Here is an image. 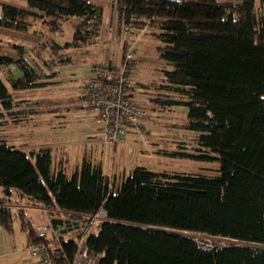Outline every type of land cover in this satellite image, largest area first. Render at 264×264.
I'll use <instances>...</instances> for the list:
<instances>
[{"label": "trees", "instance_id": "obj_1", "mask_svg": "<svg viewBox=\"0 0 264 264\" xmlns=\"http://www.w3.org/2000/svg\"><path fill=\"white\" fill-rule=\"evenodd\" d=\"M24 1L0 3V27L28 33L40 20L38 48L56 58L39 59L17 42L16 52L0 53V225L12 230L19 217L30 244L45 242L57 264H72L74 237L39 234L13 213L9 202L28 197L49 216L77 220L104 209L88 237L99 264H264V0L114 1L121 34L144 29L159 42L160 79L137 81L144 108L187 107L196 147L172 155L219 163L216 175L135 165L120 181L92 156L70 173L51 147L27 150L8 139L7 124L36 111L17 93L51 84L54 66L71 60L67 49L97 44L104 24V6L92 0ZM67 21L73 37L60 40ZM197 233L230 241L206 246Z\"/></svg>", "mask_w": 264, "mask_h": 264}, {"label": "rangeland", "instance_id": "obj_2", "mask_svg": "<svg viewBox=\"0 0 264 264\" xmlns=\"http://www.w3.org/2000/svg\"><path fill=\"white\" fill-rule=\"evenodd\" d=\"M114 1L104 0L106 19L103 26L104 33L102 40H104L103 42L106 45L108 43V45L105 47L99 46L101 49L98 48V52L103 51L105 55L104 63H111L113 61L112 63L120 64L122 61L121 53L123 56L128 46L122 49L124 38H121V33L118 30L117 13L113 8ZM2 2H14L19 5L25 4L24 0H0V3ZM111 29L113 30V35L110 38ZM6 30L0 27V53L8 48H12L10 47L12 41L18 40L25 41L29 45L28 47L32 48L33 54L39 57V59H42V55L44 56V60L48 59L51 62L55 60L52 59L56 57L50 50L43 51L39 49L43 36L41 32L45 30L40 20H34L33 29L28 33L12 29ZM129 33L127 37H129L131 42L130 46L136 47V44H138L139 49H141L140 54H143V57L139 59L137 57L138 63L134 70L137 76L135 75V77L146 83L160 79L161 74L158 68L161 67L163 62L157 61L155 58L158 57L155 52V46L158 43L157 39L144 31V29H132ZM3 34L12 40L4 39ZM56 34L60 40L71 39L73 37L72 24L68 21L65 22ZM109 39H112L111 42H109ZM149 45H151V48ZM152 45L155 46L152 47ZM67 50L73 52L75 49L71 48ZM71 87L68 83L52 82L33 90H22L20 91L22 93H17L18 97H25V100L31 102L33 110L36 111L34 114H31L27 121H22L18 124L9 122L7 124L5 131L9 134L7 137L11 143L23 144L25 146L23 148L27 150L39 147H51L55 160L57 162L60 160L64 161L70 173L76 169L85 155L92 156L97 160H101L104 171L111 175L116 174L119 181L127 173V170H131L138 163L148 168L171 172L184 171L207 175H216L218 173L219 163L216 161H201L172 155V152L193 151L196 147L195 133L185 128L187 107L177 106L171 110H155L151 109V107H146L147 116L143 120L144 132L131 131L121 143L112 145L103 140L102 131L101 129L99 130V124L93 112L91 113L94 119L90 125L87 121L85 122L83 116L79 117L76 112H72L73 109H77V105L74 103L76 101L74 98L76 96L75 89ZM138 93L143 94L140 91ZM139 97L142 103L149 106V102L143 95ZM88 125L91 131L84 133L80 128ZM94 133L102 135V143L105 147H101L99 141H95ZM86 139H89V143L86 142L85 144L83 141ZM105 150L107 153H105ZM27 200L28 197L18 199L17 196L9 203L12 205L14 212L17 213L22 211L18 205L22 204V202H28ZM30 205L37 208L33 209L34 212L30 213V216L38 226L45 225L44 227L49 228L51 225L49 219L52 217L68 218L61 215L55 216L56 214L49 216L50 208L39 204L36 205L32 202ZM71 219L76 220L74 218ZM82 219L86 220V216L77 220L80 221ZM102 219L103 215H101L99 220ZM19 226L17 224L13 232L16 237L24 238V232L20 230ZM52 228L54 227L52 226ZM52 228L48 231L49 234L52 232ZM79 231L80 229L78 230L77 228V230L71 231L69 236H74ZM196 237L206 246L230 241L203 233H197Z\"/></svg>", "mask_w": 264, "mask_h": 264}, {"label": "built area", "instance_id": "obj_3", "mask_svg": "<svg viewBox=\"0 0 264 264\" xmlns=\"http://www.w3.org/2000/svg\"><path fill=\"white\" fill-rule=\"evenodd\" d=\"M136 55V47L130 46L120 64L96 63L85 86L87 102L97 118L103 140L112 145L121 143L131 131L142 133L145 130L143 120L147 110L136 95ZM101 215L103 219L99 220ZM105 217L106 211L101 209L79 221L80 231L72 236L78 246L72 264H99L102 254L88 246V237L98 231ZM31 226L39 234L52 228V225L49 228L38 226L32 219ZM27 251L37 254L40 264H57L45 242L31 243Z\"/></svg>", "mask_w": 264, "mask_h": 264}, {"label": "crops", "instance_id": "obj_4", "mask_svg": "<svg viewBox=\"0 0 264 264\" xmlns=\"http://www.w3.org/2000/svg\"><path fill=\"white\" fill-rule=\"evenodd\" d=\"M92 1L104 6V24H103V26H104L105 25V19H106V5L104 3V0H92ZM6 31H8V30H6ZM111 31L112 32H111L110 38L113 35V30L111 29ZM103 33H104V29H103L102 34L100 36V40L97 44L89 46V47H83L80 49L78 48V49L73 50V52H70L71 60L65 64H58V65L54 66V70L56 71V75L50 79V81L54 82V83L55 82H58V83L62 82L65 84L68 83V84H70V86H72L71 87L72 89H75L74 91H75L76 96H74V98L76 99V101L74 103H76L77 109H73L72 112H76L79 117L83 116V118H85V122L87 121L89 123V125L91 122H93L94 117L91 113L92 111H91L90 107L88 106L86 101L83 99V95H84L85 84L88 80V77H89V74L91 72L93 65H95L98 62H105V55H104L103 51L100 53L98 52V48L101 49L99 46L105 47L108 45V43L106 45V43L103 42L104 40H102L103 39ZM129 34H130L129 31H125L124 34H121V38L122 39L124 38L125 41L126 40L130 41L129 37H127ZM3 38L6 39L7 36H5L3 34ZM7 39H9V38H7ZM9 40H12V39L10 38ZM66 40H70V39H66ZM111 40L109 42H111ZM17 41L18 40H16V41L14 40L12 42H17ZM101 42H103V43H101ZM17 43H21V44H24L26 46H29L25 41H18ZM136 45H137L136 46L137 47V57L139 59L140 57H143V54H140L141 49H139L138 44H136ZM149 46L151 48V45H149ZM154 46L152 45V47H154ZM10 47H12V46L10 45ZM14 52H16V49L13 47L8 48L5 51H3V53H14ZM155 52L158 55V57H155L156 60L162 62V60L159 58V54H158L157 50ZM135 75L137 76L136 72H135ZM136 80L140 81L137 78H136ZM20 93H22V92H18V94H20ZM137 96L140 99L139 96H141V94L137 92ZM22 98L25 99V97H22ZM89 125L88 126H82L80 129L82 131H84V133H87V132L89 133L91 131V130H89V129H91V128H89L90 127ZM99 130H100V126H99ZM93 135H95V141H97V142L99 141V144H101L100 146L105 147V145L102 143V135L101 134L98 135L96 133H94ZM86 142L89 143V139H86L83 141V143H85V144H86ZM16 145L18 147H22V148L25 147L23 144L16 143ZM45 146H47V145H45ZM119 148H120V146H119ZM119 148H117V149H119ZM105 153H107L106 150H105ZM140 164L141 163H138V165H140ZM131 170H129V171L127 170V173H125V175H128ZM18 199H22V198H18ZM29 203L30 202H22V204H19L18 206H20L22 209V211H20L21 213L23 212L28 218L32 219V217L30 216V213H33L34 212L33 209L36 207H33L32 205H30L31 203L30 204ZM10 206L12 208L13 213L18 215L19 212L15 213L11 204H10ZM49 220L51 221V218ZM17 224L20 225L19 226L20 230L23 231L21 228V222H20L19 217H16L12 230H7L2 225H0V264H40L39 263V256L37 254H34V253L27 251V247L30 243L27 239L26 232L23 231L24 232V238L16 237L15 233L13 232L15 229V226ZM51 225L55 228V229L52 228V232H55L56 234H58L59 231L61 232L62 227H60V226L55 227L52 223H51ZM75 230H77L76 227L71 228V230L65 232V234L67 236H69L70 235L69 233L71 231H75Z\"/></svg>", "mask_w": 264, "mask_h": 264}, {"label": "water", "instance_id": "obj_5", "mask_svg": "<svg viewBox=\"0 0 264 264\" xmlns=\"http://www.w3.org/2000/svg\"><path fill=\"white\" fill-rule=\"evenodd\" d=\"M51 223L53 225H57L62 227L61 228V233H65L68 230H70L73 226H78L79 221L78 220H73L71 218H63V217H52L51 218Z\"/></svg>", "mask_w": 264, "mask_h": 264}, {"label": "clouds", "instance_id": "obj_6", "mask_svg": "<svg viewBox=\"0 0 264 264\" xmlns=\"http://www.w3.org/2000/svg\"><path fill=\"white\" fill-rule=\"evenodd\" d=\"M76 227V226H75ZM75 227H72V228H75ZM77 228V227H76ZM71 230V229H70ZM70 230H68V231H70Z\"/></svg>", "mask_w": 264, "mask_h": 264}]
</instances>
